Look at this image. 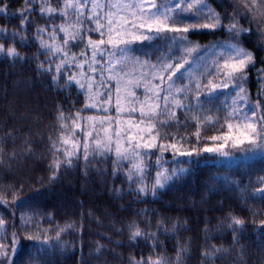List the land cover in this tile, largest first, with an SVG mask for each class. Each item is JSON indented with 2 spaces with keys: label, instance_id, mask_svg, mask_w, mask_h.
Returning a JSON list of instances; mask_svg holds the SVG:
<instances>
[{
  "label": "trees",
  "instance_id": "16d2710c",
  "mask_svg": "<svg viewBox=\"0 0 264 264\" xmlns=\"http://www.w3.org/2000/svg\"><path fill=\"white\" fill-rule=\"evenodd\" d=\"M206 1L221 27L194 36L250 51L246 85L264 101V0ZM0 3V42L18 53H0V253H6L0 264H264V194L258 192L264 162L228 167L202 151L228 131L226 111L211 119L180 112L162 124L158 145L183 143L193 158L184 162L186 173L155 194L139 191L128 179L129 162L114 163L111 152L91 153L87 161L77 152L69 164L61 134L70 133L77 113L100 112L86 106L68 67L55 72L35 39L54 16L32 0ZM23 8L29 10L21 27ZM137 229L142 235L133 240Z\"/></svg>",
  "mask_w": 264,
  "mask_h": 264
},
{
  "label": "rangeland",
  "instance_id": "374dc122",
  "mask_svg": "<svg viewBox=\"0 0 264 264\" xmlns=\"http://www.w3.org/2000/svg\"><path fill=\"white\" fill-rule=\"evenodd\" d=\"M33 1L39 3L41 8L50 7L57 10L52 14L41 12L46 16H54V19L57 21L48 25L39 26L38 29H46V31L38 32V29H36V41L40 44V46L41 38L47 43L63 45L65 36L64 33L59 32L57 29V36L55 40L52 39L49 33L53 31L54 26L62 24L66 26L75 24L76 19L72 10H68L67 16L61 15L60 10L64 7V0L60 5L51 4L47 0H32V2ZM101 2H103V0H101ZM155 2L157 4H163L168 7L175 8L178 3H181V0H155ZM187 2H191V0H187ZM204 4L206 7H202V11L199 15L196 14L195 10L185 13H172L169 23L171 25H175L176 27L183 28L193 24L214 22L213 20L206 19L205 17L209 16L210 13H214L219 16L218 12H216L206 0H204ZM185 6L186 3L181 4V7ZM0 8L5 11L3 3H0ZM24 9L25 8L19 9L18 12L21 13ZM87 12L88 9L86 8L85 14H87ZM100 14L103 15V13ZM219 19L220 26L216 28H195L182 34L169 32L166 34V37L164 34H152V39L138 40L129 44L123 54H121L118 49H113L111 45H101L96 50L95 63L93 62V49L87 45V41L91 38L92 41L99 42L102 37L100 32L90 30L95 28V23L85 21L82 30L83 40H73L64 47V51L69 53V57L67 58L69 62L60 70L59 74L64 71L66 67H68L72 73L69 77L75 78L71 81L76 83L86 94V106L100 112L91 115H80L76 120L79 124H81L82 128L76 129V135L73 139L80 142L87 140L91 145L90 154L94 153L92 151V147H94V140L104 139V128L109 129V134L113 135V140H115L114 132L117 127L128 128V121L139 122L140 117L138 111L136 113H132L131 115H129L128 112L132 107H135L138 110L140 103L144 101L145 84H150L152 86L159 84V76L163 73H161L159 67L156 69L151 67V65H158V57L162 56L164 53H168V55L172 57L171 60L167 61L168 63H180L184 65L180 70V73H178L174 78L175 84L172 96L169 100L168 111L174 112L175 116H158L154 121L156 127L155 130L152 131L151 135L149 136L146 132L140 134L143 136V142H152L156 145L152 148L137 149V151L141 153V158L145 162L146 167L142 175L134 176L133 179L138 182L139 189H145L143 192L144 194L153 192L157 172H164L165 175L171 177L168 180L162 181L164 186H166L175 176L187 172L188 165H185L184 162H190L193 158V151H189L188 146L183 143L180 145L177 143H173L172 145L171 143H162L158 145L159 137L162 134L160 129L163 123H161V121H165V123H167L173 119L177 120V115H179L180 112L196 114L198 117L211 119L218 114L220 110H223L226 111L227 115L226 126L228 123L236 126L244 122V115H247L253 120H257L260 116H264V101L259 102L257 99H254V97H251L249 94L250 91L246 85V69L251 64L244 70L243 78L233 79L225 75L228 69L225 68L224 65L225 61L228 60L229 55L232 54V46L235 45L239 48H244L235 42L206 43L194 36L197 32L215 30L221 27L220 16ZM101 23H106V21L101 20ZM0 29L3 28L0 27ZM102 31L105 30L102 29ZM141 31L144 35H149L147 29ZM4 32H0V36ZM139 34L140 32H137V35ZM173 36H176L177 39L173 40ZM182 37H186V40ZM103 39L105 41L107 40L106 31ZM80 41L82 42L80 47L76 46L75 43ZM0 44L2 43L0 42ZM41 48L48 53V58L51 59L53 69L56 72V65L65 58L62 54H54L42 46ZM7 49L8 48H5V53ZM187 49H194V51L189 53L186 51ZM244 50L246 52H250L246 49ZM81 53H84V55H81ZM72 55H75L76 57L74 62L71 59ZM125 57L129 58L128 62L126 64L121 63L117 65L116 61L122 60ZM110 61L111 63H109ZM93 68L95 71L92 70ZM133 68H135L134 73L132 72ZM125 72L129 73L127 77L124 76ZM141 73L144 75L143 79H141ZM113 76L120 78L119 84L117 79L110 78ZM128 80H140V86L133 87L128 84L126 87ZM90 83L92 84L91 90H89ZM81 84H83V87L80 86ZM225 84L227 85L226 87L223 86ZM197 85L200 86L198 90ZM213 85L216 87L213 88ZM118 87L120 89V106L123 109V111L119 113L116 111ZM181 87L187 88L185 93H176V89ZM133 92L135 93V99H133L130 95V93ZM109 96L111 97L110 103H108ZM177 100L181 102V106H177L175 104V101ZM211 109H213L212 113H210ZM234 110L236 111V115L230 116L229 114ZM253 112H255V116H253ZM86 117H109L110 120L101 124L99 119L95 122L81 119ZM141 127H144V125H141ZM88 132H92L93 135L91 137L86 136V133ZM133 132H135V129H133ZM231 132L235 134V127L231 130ZM229 133L230 130L228 128V131L225 134L223 133L218 136L220 139H216L213 145L203 148V154L207 153L208 155L213 156L210 160L211 162L221 163L228 167L236 165L245 167L246 165L251 164V162L259 159H262L264 162V151L258 149L249 151L247 150L250 147L248 145L233 147L231 140L225 141L223 137L229 135ZM68 135L64 136L67 137ZM153 137L155 139H152ZM121 143L123 146L127 147V144L123 139L121 140ZM220 145H224L221 151H204L206 148H219ZM66 147L71 150L70 145L65 146L62 143L61 148ZM78 152L83 153L82 147ZM105 152H111L116 157L115 143L113 142L112 144V151ZM224 152L229 154L224 155ZM158 158L159 163H157ZM124 161L129 162V169L132 168L133 163L136 162L135 160ZM261 178H264V176H261ZM163 187H157L155 191L157 189H162ZM261 189H264V181L261 182L258 188V192L264 194L260 191Z\"/></svg>",
  "mask_w": 264,
  "mask_h": 264
},
{
  "label": "snow or ice",
  "instance_id": "6c2138e0",
  "mask_svg": "<svg viewBox=\"0 0 264 264\" xmlns=\"http://www.w3.org/2000/svg\"><path fill=\"white\" fill-rule=\"evenodd\" d=\"M185 7H181V4H185ZM202 7H206L204 4V0H191V2H187V0H181V3H178L175 8L168 7L167 5L157 4L155 0H64V7L60 10L61 15L67 16L68 10L71 9L73 15L75 16L76 23L72 25H59L54 26L53 31L49 33L53 40L56 39L57 29L59 32L65 34L63 45H56L54 43H47L42 38L40 39L41 46L45 49H48L54 54H62L65 59H62L60 63L56 65V72L59 74L60 70L68 64L69 53L64 51V47L67 46L73 40H83L82 30L83 24L85 21L89 23H95V28L90 29L91 31L100 32L102 39L99 42L92 41L91 38L88 39L87 45L93 49V62L95 63L96 50L101 45H111L113 49H118L121 54H123L127 46L134 41L152 39L153 35H161L171 33H186L190 29L195 28H216L220 26L219 16L210 13L209 16L205 17L206 19H211L214 22L203 23V24H193L187 27H176L175 25H171L169 21L171 20L172 13H185L190 12L192 10L196 11V14L202 11ZM88 9L87 14H85V9ZM29 9H24L23 12L20 13L24 18L21 20V27H23L24 23L27 20V17L24 16V13ZM4 9L0 8V12H3ZM42 13L47 12L48 14H52L56 12V9L53 8H44L40 9ZM100 13H103L101 15ZM131 18V19H130ZM101 20L106 21V23H101ZM230 30L237 31V26L235 24L229 26ZM105 30L107 33V40L103 39L105 35ZM147 29L149 35H144L141 30ZM4 29H0V32H4ZM46 31V29H38V32ZM137 32H140L137 35ZM186 40V37H182ZM173 40H176L177 37L173 36ZM170 51V50H169ZM187 52H192L194 49H187ZM0 53H5V48L2 44H0ZM6 55L9 57H16L18 53L16 49L13 47H9L6 51ZM84 55V53H81ZM114 55V54H112ZM72 61L74 62L76 57L72 55ZM158 65H151L153 69L159 67L162 75L159 76V84L154 86L150 84H145V99L140 103V107L137 108L132 107L129 109L128 114L136 113L138 111L140 120L136 121H128V128L117 127L114 132L115 140H113V135L109 134V129L104 128L103 131L105 133L104 139H96L94 140V147H92V151H99L101 155L104 154L105 151H112V144L115 143V155L116 161L114 163L119 164L124 160H135L132 168L128 170V179L133 180L134 176L142 175L144 169L146 167L145 162L141 158V153L137 151L140 148H152L156 145L152 142H143V136L141 133H148L151 135L152 131L155 130L156 124L154 121L160 115H168L170 117H174V112H169V100L172 96V91L175 84V77L180 70L183 68V64L180 63H168V60H171L172 57L168 55V53L162 54V56L158 57ZM129 58L125 57L122 60H117V65L121 63H127ZM231 61V62H229ZM111 63V61L109 62ZM253 63V57L250 52H246L244 49L239 48L235 45L232 46V54L229 55L228 60L225 61V68L228 71L225 73L226 76L237 79L243 78L244 70ZM47 70H51L50 68ZM95 71V69H92ZM132 72H135V68H133ZM129 73L125 72L124 76L127 77ZM166 75V79H165ZM112 79H117L118 84L120 78L117 76L110 77ZM144 78L143 73H141V79ZM74 77H69V80H74ZM130 84L133 87L140 86V80H128L127 85ZM83 87V84L80 85ZM226 87L227 85H223ZM199 85H197V90L199 89ZM216 86L213 85V88ZM92 84H89V90H91ZM187 90L186 87H181L176 89V93L184 94ZM167 93V94H165ZM133 99H135V93H130ZM120 89L117 88V101H116V111L122 112L123 109L120 106ZM111 102V97L109 96L108 103ZM177 106H181L180 101H175ZM95 106V105H92ZM230 116H235L236 111L234 110L229 114ZM77 117L80 116L79 113L76 114ZM253 116H255V112H253ZM87 121L95 122L99 119V122L103 124L105 121H109V117L104 118H96V117H86L81 118ZM243 123L238 124L236 126L231 123L227 124V127L230 130L229 135L223 137L225 141L231 140L233 147H240L243 145L250 146L247 150H262L264 151V116H260L257 120H253L247 115L243 116ZM161 123H165V121H161ZM144 125V127H141ZM94 126V125H93ZM235 127V134L231 132V130ZM82 128L81 124H79L76 120H73V125L71 131L67 137L61 134L60 140L65 146L71 147L69 150L67 147L65 148L64 155L68 158L66 160L67 163H71V157L76 155L77 152L82 147L84 159L87 161L90 155V143L85 140L83 142L77 141L73 139L76 135V129ZM135 129V132H133ZM93 135L92 132L86 133V136L91 137ZM124 140L127 144V147L123 146L121 140ZM152 139H155L154 137ZM213 140L220 139L218 137H212ZM55 148V143L53 145ZM174 147V146H173ZM224 145H220L219 148H206L204 151L207 152H217L221 151ZM59 151V149H56ZM224 155H228L229 153L224 152ZM157 163H159V158L157 159ZM61 166L60 161L55 160L53 167L54 169H59ZM175 174V173H173ZM171 177L165 175L164 172H157L155 185L153 186V194H155V189L157 187H163L164 184L162 181L168 180ZM264 181V178H261ZM139 191L144 192V188H140ZM264 193V189L260 190ZM0 224H3V220H0ZM235 225H242L243 221L239 219H234ZM261 224H264V221H261ZM232 227V225H229ZM59 235V234H58ZM142 232L137 229L131 234V238L134 240L137 237L141 236ZM3 246H0L2 248ZM221 249L213 248V252H219ZM6 255V253H0ZM202 255L205 257H209L211 253L204 252ZM155 264H159V261L155 262Z\"/></svg>",
  "mask_w": 264,
  "mask_h": 264
}]
</instances>
